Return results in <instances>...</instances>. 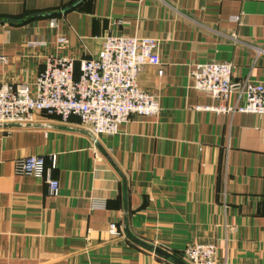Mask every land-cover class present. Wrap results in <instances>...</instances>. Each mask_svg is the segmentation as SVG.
<instances>
[{
  "label": "crops",
  "instance_id": "1",
  "mask_svg": "<svg viewBox=\"0 0 264 264\" xmlns=\"http://www.w3.org/2000/svg\"><path fill=\"white\" fill-rule=\"evenodd\" d=\"M107 34L158 40L164 73L146 64L138 83L160 109L96 137L76 115L0 125V264H180L155 247L195 242L218 264H264V114L218 108L264 81V0H0V83L33 84L49 56L95 57ZM205 61L234 64L227 100L193 87ZM30 154L56 194L18 170Z\"/></svg>",
  "mask_w": 264,
  "mask_h": 264
},
{
  "label": "built area",
  "instance_id": "2",
  "mask_svg": "<svg viewBox=\"0 0 264 264\" xmlns=\"http://www.w3.org/2000/svg\"><path fill=\"white\" fill-rule=\"evenodd\" d=\"M57 41L65 43L66 38L58 36ZM0 59L5 60L3 56ZM146 64L155 65L159 75L164 73L158 40L148 36L107 34L98 54L79 63L68 56H49L33 84L0 83V123L31 124L45 112L62 122L76 115L94 137L114 134L132 114L155 115L160 109L158 95L138 83V74ZM233 70L234 64L228 61L197 62L190 70L193 87L216 100H227L235 90ZM235 91L236 103L218 106L220 110L264 114V81L246 79ZM17 164L20 172L45 177L50 192H58L59 184L46 170L43 156L26 155ZM110 232L117 234L113 223ZM179 257L188 264H218L211 242L187 244Z\"/></svg>",
  "mask_w": 264,
  "mask_h": 264
},
{
  "label": "water",
  "instance_id": "3",
  "mask_svg": "<svg viewBox=\"0 0 264 264\" xmlns=\"http://www.w3.org/2000/svg\"><path fill=\"white\" fill-rule=\"evenodd\" d=\"M1 126H28V124H25V123H0ZM155 251L156 252H161L163 253L164 255L168 256V257H171L173 259H175L178 263L180 264H186L185 261L183 259H181L180 257H177V256H174L171 252H169L168 250H165V249H162V248H159V247H155Z\"/></svg>",
  "mask_w": 264,
  "mask_h": 264
}]
</instances>
